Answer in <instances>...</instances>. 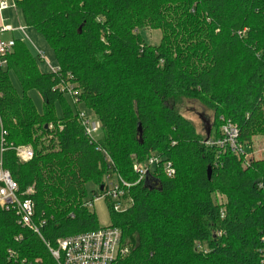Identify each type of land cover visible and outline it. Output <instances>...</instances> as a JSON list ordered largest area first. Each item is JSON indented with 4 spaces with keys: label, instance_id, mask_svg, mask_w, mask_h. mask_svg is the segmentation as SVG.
Returning a JSON list of instances; mask_svg holds the SVG:
<instances>
[{
    "label": "trees",
    "instance_id": "obj_1",
    "mask_svg": "<svg viewBox=\"0 0 264 264\" xmlns=\"http://www.w3.org/2000/svg\"><path fill=\"white\" fill-rule=\"evenodd\" d=\"M16 8L53 49L58 71L41 72L40 55L21 39L0 68L3 168L18 197L33 188L37 229L0 207V264H57L50 248L59 239L102 228L87 204L105 196L108 173L132 184L124 212L104 197L129 249L119 264H264V160L208 144L227 122L240 149L264 130V0H20ZM149 28L162 33L160 45L146 42ZM180 99L213 112L206 137L171 104ZM79 105L100 120L99 137L86 136ZM22 145L34 152L27 163L16 156ZM152 153L176 175L137 183L131 156Z\"/></svg>",
    "mask_w": 264,
    "mask_h": 264
},
{
    "label": "built area",
    "instance_id": "obj_2",
    "mask_svg": "<svg viewBox=\"0 0 264 264\" xmlns=\"http://www.w3.org/2000/svg\"><path fill=\"white\" fill-rule=\"evenodd\" d=\"M20 0H0V13L14 7L16 2ZM15 28L6 25L0 28V68L7 65L6 56L12 51L15 41L10 39L7 42L1 40V34L6 32H14ZM25 34L26 28L21 26L19 28ZM42 61H46L41 53H39ZM49 66V63H47ZM51 72L58 71V67L52 68ZM58 89L62 92L68 91V95L72 98L75 104L79 103L78 94L72 91L71 88H64L59 86ZM74 95H72V93ZM75 96V97H74ZM78 120L84 128L86 136L92 138L97 137L102 131V124L97 117L90 116L83 110L78 111ZM222 138L217 141H209L208 144L217 146L222 150L230 148L233 152L245 155V152L238 148L237 140L239 137L237 127L231 122L223 124ZM4 148L0 149V207L6 210H14L20 216L19 224L23 227H33L32 218L34 214V204L29 198L33 195V188H29L25 192V197L20 198L17 195L18 188L13 181L8 170L3 168L2 153ZM16 156L22 163H27L33 159L34 152L30 147L20 146L15 148ZM154 154V153H153ZM108 162L111 160L108 156ZM133 171L137 175V183L145 181V179L152 177L159 172L163 173L168 178L176 175V169L170 160L159 156L157 153L150 155L144 162H139L133 165ZM132 184L124 180L117 173H108L105 177V196L97 198H108L113 203L115 212H124L128 206L124 204L125 188H130ZM96 198V199H97ZM218 203L223 204L225 199L222 195H217ZM221 200V201H220ZM92 208V202L88 204ZM223 216V214H222ZM19 240V239H18ZM201 249V246H198ZM51 255L57 261V264H119L118 261L127 255L129 249L122 242V232L115 227H104L96 231L87 232L68 238L59 239L57 241V248L51 249ZM202 251V250H201Z\"/></svg>",
    "mask_w": 264,
    "mask_h": 264
},
{
    "label": "rangeland",
    "instance_id": "obj_3",
    "mask_svg": "<svg viewBox=\"0 0 264 264\" xmlns=\"http://www.w3.org/2000/svg\"><path fill=\"white\" fill-rule=\"evenodd\" d=\"M2 17L5 20V24H11L12 27L15 28L14 32H6L1 34V40L4 42L9 41L10 39H21L26 41V44L32 49L34 53H41L46 60L45 62H39V68L41 72H51L50 66L52 68L57 67V61L55 58V53L53 49L49 46L47 43L46 39L44 36L39 33L37 30L33 28H27L25 26V22L23 20V17L20 13V11L17 8H10L2 13ZM21 26H24L26 28L25 34L19 30ZM14 36L12 38L11 36ZM144 38L148 44L151 46H158L161 43L162 39V33L159 30L155 29H147L143 32ZM49 63V66L47 65ZM11 80L15 88L20 91L21 87L20 84L15 77L14 74H11ZM68 93V91H65ZM72 93V91H70ZM30 97L33 99L32 101L34 102L38 112L42 113L43 111V99L39 92L33 90L29 93ZM72 95H74L72 93ZM75 97V96H74ZM171 104L174 106L177 112H179L181 115H183L186 119L191 121L197 132L206 137L207 131L213 123V112L208 111L205 109L199 102L196 101H189L186 99H180L176 102H171ZM56 114L58 117L61 116V108L59 105H56ZM79 110H83L86 113H88L90 116L96 117L92 111H87L85 110V107L79 105L78 106ZM222 129V128H221ZM215 132V129H214ZM98 135L97 137H99ZM24 147H30V145H22ZM245 149V161L250 160V159H255V160H264V130L260 129L255 133V135L252 138L251 145H244ZM155 154V153H154ZM152 153V155H154ZM244 155V154H243ZM131 160L133 165L139 163L137 160H140L136 157V155L131 156ZM144 162V161H143ZM129 183V181H128ZM141 183V182H140ZM131 184V183H130ZM88 191H89V199L93 198L91 197V191L95 189L92 184L87 185ZM125 193L129 188H125ZM132 196H128L126 194L124 204L126 206L131 205ZM221 201V200H220ZM91 210L97 215L98 220H99V225L100 227H108L111 224V218L109 214V209H108V204L107 201L103 198H97L92 201V208ZM199 246V245H198ZM207 247L206 244L201 245V249L198 248L199 250H202L205 252ZM208 252V250H207Z\"/></svg>",
    "mask_w": 264,
    "mask_h": 264
},
{
    "label": "crops",
    "instance_id": "obj_4",
    "mask_svg": "<svg viewBox=\"0 0 264 264\" xmlns=\"http://www.w3.org/2000/svg\"><path fill=\"white\" fill-rule=\"evenodd\" d=\"M6 25H10V26H11V24H7V22H6V24H5V20H4L3 17H2V13H0V28H1L2 26H6ZM20 27H21V25H20ZM11 37L14 38L13 34H12Z\"/></svg>",
    "mask_w": 264,
    "mask_h": 264
},
{
    "label": "water",
    "instance_id": "obj_5",
    "mask_svg": "<svg viewBox=\"0 0 264 264\" xmlns=\"http://www.w3.org/2000/svg\"><path fill=\"white\" fill-rule=\"evenodd\" d=\"M207 133H208V134L210 133V127H209ZM210 173H211V170L209 169V176H210Z\"/></svg>",
    "mask_w": 264,
    "mask_h": 264
}]
</instances>
